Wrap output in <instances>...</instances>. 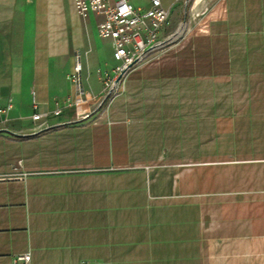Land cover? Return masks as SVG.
<instances>
[{"label":"crops","instance_id":"1","mask_svg":"<svg viewBox=\"0 0 264 264\" xmlns=\"http://www.w3.org/2000/svg\"><path fill=\"white\" fill-rule=\"evenodd\" d=\"M223 2L205 40L238 47L241 70L183 72L174 57L129 73L107 108L101 15L0 0V264L26 251L32 264H264V0ZM214 87H239L237 106ZM214 158L241 159L238 180Z\"/></svg>","mask_w":264,"mask_h":264},{"label":"rangeland","instance_id":"2","mask_svg":"<svg viewBox=\"0 0 264 264\" xmlns=\"http://www.w3.org/2000/svg\"><path fill=\"white\" fill-rule=\"evenodd\" d=\"M140 1L144 5L147 3V0ZM224 6L223 0H190L188 4L180 1L178 12L170 13L169 22L162 31L163 42L148 56L142 65L133 71L147 65L167 63V60H172L174 57H176L177 63L183 72L194 68L198 69V72L212 69L217 73L223 70H241V61L237 59V57H241L238 47L209 46L205 40V37L209 35V24L215 21L216 18L222 17L220 13H222ZM236 6L233 0H230L231 13H235L237 10ZM93 38L101 48L103 47V51L113 54L112 41L110 39L102 38L97 32H95ZM190 39L197 41L196 43L189 42ZM229 57L234 58L235 61L229 62ZM115 64L116 60L113 58L108 68H113ZM128 76L119 94L108 97L103 102L104 106L108 108L114 98L124 92ZM213 93L216 102L226 100L227 103L230 105L234 104V106H237L238 100L241 98V89L239 87H233L230 92L222 87H214ZM215 112H222L230 118L241 117V109L237 108ZM237 144V141L230 142L231 148L237 146ZM213 165L218 168L217 170L221 168L230 169L231 172H234L231 179L238 180L239 174L236 171L239 169H236V167H241V159L214 158Z\"/></svg>","mask_w":264,"mask_h":264},{"label":"built area","instance_id":"3","mask_svg":"<svg viewBox=\"0 0 264 264\" xmlns=\"http://www.w3.org/2000/svg\"><path fill=\"white\" fill-rule=\"evenodd\" d=\"M174 1L188 4L190 0ZM74 5L82 17L86 18L91 13L101 15L99 35L112 41L116 64L112 69L100 71L104 93L102 104L108 97L119 94L129 73L142 65L163 42L162 31L169 22L170 9L164 6L162 0H150L148 8L137 7L130 0H74ZM82 70V63L75 61L69 74L78 101H83L84 94ZM9 107L10 105L7 108L0 107V115ZM61 112L62 109L59 108L55 114ZM43 116L42 113H36L33 118L39 120ZM14 263L32 264L31 251L18 254Z\"/></svg>","mask_w":264,"mask_h":264}]
</instances>
